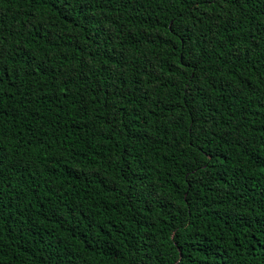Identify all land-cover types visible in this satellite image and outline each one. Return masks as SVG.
<instances>
[{
  "label": "trees",
  "instance_id": "16d2710c",
  "mask_svg": "<svg viewBox=\"0 0 264 264\" xmlns=\"http://www.w3.org/2000/svg\"><path fill=\"white\" fill-rule=\"evenodd\" d=\"M0 264H264V0H0Z\"/></svg>",
  "mask_w": 264,
  "mask_h": 264
}]
</instances>
